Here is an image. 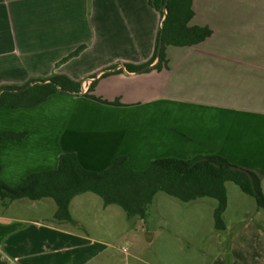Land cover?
I'll return each mask as SVG.
<instances>
[{
    "label": "crops",
    "instance_id": "0c3cea01",
    "mask_svg": "<svg viewBox=\"0 0 264 264\" xmlns=\"http://www.w3.org/2000/svg\"><path fill=\"white\" fill-rule=\"evenodd\" d=\"M205 6L212 10V20L210 14H199L194 0L191 23L211 29L206 41L168 46L166 67L135 73L125 65L140 66L152 57L161 26L160 14L148 0H0V87L60 74L81 81L78 95L88 92L84 84L96 81L92 95L121 104L98 103L101 130L89 121L88 111L56 116L52 102L63 96L71 103L69 94H53L35 108H0V131L25 133L20 141L0 143V178L18 185L31 173L56 169L65 152L75 153L91 171L106 169L122 155L128 167L143 170L157 158L214 154L254 172L264 189V0H209ZM79 47L78 55L62 62ZM169 87L178 94H169ZM89 101L81 103L88 108ZM124 118L132 121L129 129L141 132L133 149L122 150L129 142L121 133ZM169 135L206 153L156 155L143 168L130 166L134 152L139 160L143 154L170 151ZM188 135L199 141L184 140ZM82 195L69 205L73 223L57 222L56 209L46 218L24 219L12 210L23 199L0 200V264L91 262L92 257L79 260L70 253L74 244L91 240L73 231L80 222L72 209ZM146 233L151 244L152 233ZM221 233L227 247L214 264H264L263 209L225 223ZM58 248L69 254L58 256Z\"/></svg>",
    "mask_w": 264,
    "mask_h": 264
},
{
    "label": "trees",
    "instance_id": "16d2710c",
    "mask_svg": "<svg viewBox=\"0 0 264 264\" xmlns=\"http://www.w3.org/2000/svg\"><path fill=\"white\" fill-rule=\"evenodd\" d=\"M193 1L148 0L149 5L161 15L162 26L157 33L152 57L140 66L125 65L128 72L138 73L144 69L160 71L167 66L166 47H193L212 35L208 26L191 23L195 15ZM160 30H163L162 46L158 51ZM82 49L83 47H79L62 62L75 57ZM154 62L156 64L153 68H149ZM106 75L107 73L102 76ZM96 83L93 81L90 84L88 93L83 97L103 105L121 106L118 101L108 102L92 95ZM80 91V82L65 75L53 74L48 78L30 80L23 86L0 87V108H35L55 93L78 95ZM24 136V132L0 131V143L4 140L20 141ZM232 167L244 170L251 180L246 174L232 170ZM228 182L252 197L257 207L264 210V194L259 177L214 154L196 155L189 159L157 158L151 160L143 170L128 167L127 157L122 155L106 169L91 171L81 165L75 153L65 152L60 154L56 169L31 173L18 185L10 186L0 178V200L52 199L56 204L54 219L57 222L73 223L69 205L76 196L84 193L99 196L105 206L121 207L129 219L138 217L142 220L146 219L148 206L159 192L183 203L210 198L217 202L213 212L214 227L216 231L223 232V214L227 206L225 184Z\"/></svg>",
    "mask_w": 264,
    "mask_h": 264
},
{
    "label": "rangeland",
    "instance_id": "374dc122",
    "mask_svg": "<svg viewBox=\"0 0 264 264\" xmlns=\"http://www.w3.org/2000/svg\"><path fill=\"white\" fill-rule=\"evenodd\" d=\"M207 1L209 0H196V3L200 5L199 14H210L208 18L212 20V10L208 11V7L205 6ZM226 83L223 82L224 85ZM83 88L88 91L89 86L84 84ZM224 89L219 90L223 92ZM169 94L177 95V88L169 87ZM62 98L51 104L53 106L51 109L57 112V117L62 116L59 113L71 111L74 114L76 109H80L89 112V121L95 122L96 130L103 128V125L98 123V120L102 118H98L96 114L102 110V106L98 103L89 101L87 108L84 103H81L86 99L82 95H71V103L69 99H64L63 96ZM169 107L171 109V104ZM130 122L132 121L127 118L121 120V133L129 137V144H123L122 150H125L124 148L133 149L138 145V138L141 136L140 131L129 129L131 126L127 127ZM127 129H129L128 132ZM96 136H99L97 132ZM157 137L160 136L157 135ZM184 137L186 141L193 137L199 141L196 135ZM191 145L188 141L185 144L177 137L169 135L170 151L143 154L139 160H136L138 156L134 152L131 165L130 163L128 165L143 168L150 157L162 154L185 158L199 152L206 153L205 148H200L197 152L199 148L192 149ZM172 149L179 150V152L186 151V153L173 152ZM225 187L228 208L223 215L224 222L227 224L236 222L247 213L253 217L257 207L254 199L242 193L231 182L226 183ZM261 190L264 194V189L261 188ZM15 204L12 210L24 219L46 218L56 209V204L52 199L40 202L23 199ZM216 205V200L210 198L183 203L159 192L148 206L146 219L142 220L138 217L129 219L121 207L117 205L106 207L99 196L84 193L75 200L72 209L73 216L80 222L74 224L73 231L89 236L91 240L74 244L73 251L70 253L79 260L92 257L93 260L88 264H102V259H105L106 264H214L227 247L226 237L214 227L213 211ZM48 206H51V209ZM146 231L152 233L153 242L151 244H148ZM123 249L126 251L123 252ZM65 254L67 252L64 249L58 248V256Z\"/></svg>",
    "mask_w": 264,
    "mask_h": 264
},
{
    "label": "water",
    "instance_id": "95a60500",
    "mask_svg": "<svg viewBox=\"0 0 264 264\" xmlns=\"http://www.w3.org/2000/svg\"><path fill=\"white\" fill-rule=\"evenodd\" d=\"M161 26H162V23H161ZM161 26H160V27H161ZM162 35H163V30H160V36H159V38H160V43H159V46H158V51H160L161 46H162V44H161ZM231 169L246 174V176H248V178L251 180V177H250V176H249L244 170H242V169H240V168H236V167H232Z\"/></svg>",
    "mask_w": 264,
    "mask_h": 264
},
{
    "label": "built area",
    "instance_id": "2783aa9c",
    "mask_svg": "<svg viewBox=\"0 0 264 264\" xmlns=\"http://www.w3.org/2000/svg\"><path fill=\"white\" fill-rule=\"evenodd\" d=\"M126 250L125 249H123V252H125Z\"/></svg>",
    "mask_w": 264,
    "mask_h": 264
}]
</instances>
